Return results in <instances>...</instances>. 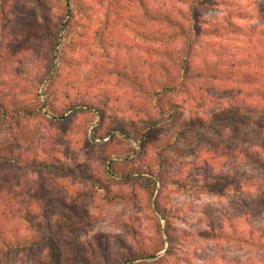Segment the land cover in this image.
<instances>
[{
	"label": "clouds",
	"instance_id": "1",
	"mask_svg": "<svg viewBox=\"0 0 264 264\" xmlns=\"http://www.w3.org/2000/svg\"><path fill=\"white\" fill-rule=\"evenodd\" d=\"M0 264H264V0H0Z\"/></svg>",
	"mask_w": 264,
	"mask_h": 264
}]
</instances>
